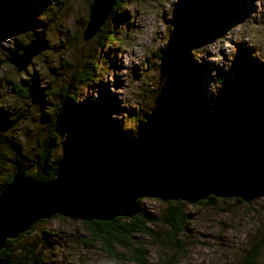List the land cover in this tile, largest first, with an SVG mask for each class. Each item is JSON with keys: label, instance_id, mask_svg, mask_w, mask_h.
Instances as JSON below:
<instances>
[{"label": "rangeland", "instance_id": "obj_1", "mask_svg": "<svg viewBox=\"0 0 264 264\" xmlns=\"http://www.w3.org/2000/svg\"><path fill=\"white\" fill-rule=\"evenodd\" d=\"M193 1L206 3L202 15L182 30L178 20L185 8L197 6ZM90 2L0 0V115L12 116L3 134L14 135L21 150L36 148L59 109L69 116L59 125L56 166L103 164L138 136L159 149L202 156L264 148V0H127L102 25L113 40L97 31L84 41ZM37 35L45 48L24 70L4 61ZM182 76L190 82L182 110L151 131L169 103L171 82ZM66 84L72 98L61 102L55 92ZM18 85L34 98L17 94ZM18 164L5 165L2 173ZM216 198L186 203L182 248L171 260L164 245L136 235L147 242L148 264H235L259 239L256 264H264V197ZM138 202L151 215L164 203L151 197ZM92 239L80 219L52 216L17 244L40 242L42 264H136L124 252L120 259L107 254Z\"/></svg>", "mask_w": 264, "mask_h": 264}, {"label": "water", "instance_id": "obj_2", "mask_svg": "<svg viewBox=\"0 0 264 264\" xmlns=\"http://www.w3.org/2000/svg\"><path fill=\"white\" fill-rule=\"evenodd\" d=\"M115 2L91 0L82 31L84 41L96 34ZM201 15L194 6L185 8L178 25L189 30ZM44 48L37 35L21 53L11 52L4 61L22 71ZM210 196L242 201L264 197V148L197 156L133 143L92 170L73 165L48 180L16 171L0 192V250L7 239L53 215L108 221L139 213L138 199L143 197L196 203ZM0 264L8 263L0 258Z\"/></svg>", "mask_w": 264, "mask_h": 264}, {"label": "trees", "instance_id": "obj_3", "mask_svg": "<svg viewBox=\"0 0 264 264\" xmlns=\"http://www.w3.org/2000/svg\"><path fill=\"white\" fill-rule=\"evenodd\" d=\"M126 1L127 0H116L109 15L116 11L115 9L117 8V6L123 5ZM192 4H196L197 6L194 7L197 10L202 11L206 3L193 1ZM215 15L218 14L213 15L211 19L213 23ZM102 29L103 27L101 26L98 30L97 35L103 34L105 39L113 40L114 37L108 36L107 32H104V30ZM77 79L80 82L84 81V79L81 77ZM189 84V80L184 78L183 76L181 77V79H174L173 82H171L167 91V95L170 96L169 103L166 105L163 104V106L159 109L156 115L157 123H155V127H152L151 131L153 129L154 131L159 130L171 117L182 110L181 107L183 106V99L186 97V94H188L187 88L189 87ZM15 91L21 97L34 98L33 92L29 93L19 85L16 86ZM46 92L47 90L43 89L42 92H40V95ZM55 94L56 96L60 97L61 102L67 97L72 98V96L70 95V87L67 84L65 86L59 87L58 92H55ZM68 116L69 115H63L60 109L55 111L51 118V121L47 122L46 124L47 127L45 131V137L42 140H37V144L35 145L36 148H32L29 154H26L23 148L21 150V146H19V144L15 141L14 135L8 136L3 134V131L7 130L10 126V122H12L13 119L12 116L0 115V192L10 182L12 174L16 171H20L25 175L35 177L39 180H48L54 178L60 170L65 168V166H56L53 164L52 154L58 142L57 139L60 133L59 125L63 123L68 118ZM143 133L146 132L144 131ZM142 138L138 136L132 141L124 142L125 146L128 147L133 143H138L143 147H154L159 149V147L155 146L154 141H148ZM148 138L152 139V137ZM11 143H13V145L15 144L17 146V149L11 147ZM259 149L260 148L257 147H251L249 149L237 148L232 150L258 151ZM161 150L167 153L177 152L167 149ZM116 153L118 152H115L110 157H112ZM190 153L197 156H202L198 153ZM4 159L6 160V162H4ZM19 160L21 161V165L18 164V166H15L12 171L2 173V167L10 163L15 165L16 161ZM78 165L84 170H92L97 168L101 164L93 163L89 166H84L82 164ZM215 199H217L215 196H210L207 200H200L196 203H209L213 202ZM233 199L237 202H241V200L238 198ZM138 201H140V199H138ZM185 209L186 202L184 201H167L163 203L162 209L156 215L148 214L141 209L139 213L130 218L118 216L108 221L95 219L89 221H81H83V223L85 224L88 234L93 238L92 242H99V248H101L107 254L120 259L119 256L124 252L126 253V257L130 261L135 262L136 264H148L147 242L141 237H137L136 235L146 236L156 242V244L164 245L169 251H171V260L172 257L182 248L181 240L184 236L186 224L188 221ZM53 216H58L61 218L65 217L62 215ZM42 220L44 219H41L39 221ZM36 223H34L27 231L20 233L17 237L13 239H7L5 246L0 250V258L4 259L8 264H42L41 257L39 256L41 254V248H38L37 246L40 244V242L38 244H32L28 240L29 245H26V242L17 244L18 238L22 237L26 233H30ZM154 226L157 228H155ZM117 246L122 249L120 253L115 250ZM262 246L263 241L261 239L253 241L252 243H250V246L246 247L244 253L241 256V259H239V261L235 264H256ZM170 260L169 262H167V264H173V261H175Z\"/></svg>", "mask_w": 264, "mask_h": 264}, {"label": "bare ground", "instance_id": "obj_4", "mask_svg": "<svg viewBox=\"0 0 264 264\" xmlns=\"http://www.w3.org/2000/svg\"><path fill=\"white\" fill-rule=\"evenodd\" d=\"M255 1H253V3H254Z\"/></svg>", "mask_w": 264, "mask_h": 264}]
</instances>
